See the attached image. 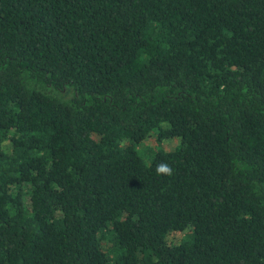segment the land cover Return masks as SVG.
I'll list each match as a JSON object with an SVG mask.
<instances>
[{
	"label": "trees",
	"instance_id": "16d2710c",
	"mask_svg": "<svg viewBox=\"0 0 264 264\" xmlns=\"http://www.w3.org/2000/svg\"><path fill=\"white\" fill-rule=\"evenodd\" d=\"M0 264H264V0H0Z\"/></svg>",
	"mask_w": 264,
	"mask_h": 264
},
{
	"label": "rangeland",
	"instance_id": "374dc122",
	"mask_svg": "<svg viewBox=\"0 0 264 264\" xmlns=\"http://www.w3.org/2000/svg\"><path fill=\"white\" fill-rule=\"evenodd\" d=\"M178 138H170V139H165L161 142H156L155 138L153 135L149 136L147 139L143 140L138 148L139 151L147 156H150L152 151H154L156 148L163 147V148H172L178 143ZM179 232H172L169 233L168 238L169 239H177L180 237Z\"/></svg>",
	"mask_w": 264,
	"mask_h": 264
},
{
	"label": "clouds",
	"instance_id": "9594fccd",
	"mask_svg": "<svg viewBox=\"0 0 264 264\" xmlns=\"http://www.w3.org/2000/svg\"><path fill=\"white\" fill-rule=\"evenodd\" d=\"M161 173H165L168 175L172 174L170 167L164 164L157 166V174H161Z\"/></svg>",
	"mask_w": 264,
	"mask_h": 264
}]
</instances>
